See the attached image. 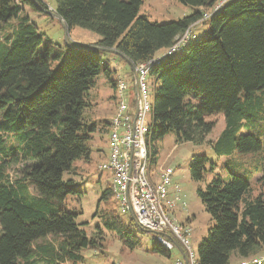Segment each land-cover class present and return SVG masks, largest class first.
<instances>
[{
	"label": "trees",
	"instance_id": "obj_1",
	"mask_svg": "<svg viewBox=\"0 0 264 264\" xmlns=\"http://www.w3.org/2000/svg\"><path fill=\"white\" fill-rule=\"evenodd\" d=\"M178 1L194 13L159 24L139 16L143 0H54L53 11L69 31L80 27L100 36L94 44L68 42L58 50L42 48L43 34L26 13L30 8L49 14L41 0H0V264H81L84 250L101 246V238L89 237L77 222L78 213L54 205L79 194L75 182L64 176L75 174L77 161L90 160L96 132L106 134L109 143L117 113L115 97L110 123L99 125L86 117L98 77L117 87L110 59L125 62L91 49L114 50L136 67L158 58L201 22L210 26L205 37L180 58L166 57L150 71L155 80L146 137L151 164L154 144L170 133L179 144L209 143L219 158L258 154V194L242 174L229 169L225 180L218 174L222 164L207 155L194 157L190 175L205 184L197 195L213 223L198 247V264H231L233 256L249 260L264 253V145L256 131L264 121V0ZM132 82L128 102L134 108V76ZM212 116L226 122L216 141H208L217 126L216 120H207ZM9 137L18 147L9 145ZM8 157L25 162L17 180L5 174ZM209 175L213 179L207 182ZM112 196V186L101 194L107 208L100 211L97 237L103 230L113 233L135 250L141 244L135 232L142 228L130 214L119 215ZM48 238L60 241L38 243ZM151 252L161 264L177 254L156 236Z\"/></svg>",
	"mask_w": 264,
	"mask_h": 264
},
{
	"label": "rangeland",
	"instance_id": "obj_2",
	"mask_svg": "<svg viewBox=\"0 0 264 264\" xmlns=\"http://www.w3.org/2000/svg\"><path fill=\"white\" fill-rule=\"evenodd\" d=\"M41 1L49 8V11L54 12V0ZM194 11L195 9L193 7L183 5L178 0H143L139 10V16L146 17L153 23L165 24L190 16ZM26 13L43 34L42 48L53 46L58 50H65L69 46L68 42L77 46H87L96 43L100 39L99 35L80 27H74L67 33L62 23L49 14L37 12L30 8L26 9ZM206 14H210L211 17L212 12ZM209 32L210 26L208 23L201 22L196 24L191 29V33H189L190 36H194V39L189 41L181 50L175 53L174 58H180L192 44L205 37ZM161 54L162 52H159L156 57L161 56ZM112 58L116 59V57L113 56ZM117 63L120 64V67L118 64V66H116V63L113 61L111 63L113 65L112 69L116 71V74H113V79L116 77L124 79L130 89L131 85H133L132 69L125 62L118 61ZM105 80L104 82L101 81L100 77L96 80V87L89 92L88 101L90 107L86 111V117L91 122H96L99 125L110 123L115 111L113 99L115 97H117V99L119 98L116 89L111 86L106 77ZM146 82L148 85L149 100L152 101L155 80L149 75ZM127 94H129V91H126L125 95ZM207 120L217 121L216 128L208 138V141H216L226 128L225 118L223 116H212L207 117ZM151 122L152 113H149L146 119L148 128ZM256 131L259 132L264 145V121L257 125ZM8 140L9 145L18 147V144L12 138L9 137ZM154 147L157 153L155 155L154 164H151L152 172H158L160 168L165 167L172 168L174 171L171 180L172 187H170L171 185L169 186V190H173L175 193V195L171 196L174 207L169 208V214L172 215L179 224L190 226L192 248L199 257L198 247L207 236L213 223L211 221V216L205 211L197 195L198 187H205V184L196 183L191 179L190 165L194 157L198 155H207L211 162L222 164L220 165L221 168L218 174L221 173L227 181L230 177L229 169L235 173L246 176L253 185L254 193L258 194L259 189L257 180L261 177L260 171L257 172L260 163L258 159L259 155L236 154L231 158H219L214 154L209 143L203 145H195L189 142L179 144L176 142V135L174 133H170L166 137L158 140L154 144ZM90 148V160L77 161L75 163V174H65L64 176L65 180L72 179L75 182L79 194L70 195L64 201L54 203L55 207L58 209L78 213L79 217L77 222L82 224V227L89 237H95L96 239L101 238L98 240L101 242V246H98L96 249H86L82 252L84 263L81 264H161L160 262H162V260L151 252L156 236L154 233L142 231L139 228L141 232L136 231L135 234L138 239L141 240V244L135 250H131L127 245H124L119 237L113 233L103 230L100 236L97 237L99 233L98 228H102L99 218L100 211L107 208L104 202L100 200L101 194L104 190L111 187V174L102 170V166L108 162L110 155L108 136L96 132L93 135ZM2 157H4L3 154ZM4 160L7 162V164H5V174L9 175L12 180L19 179L25 162L22 161L20 157L17 161L9 157L4 158ZM227 162H229V164L225 166L224 164ZM1 163L2 161H0V164ZM212 179L213 175H209L207 182H210ZM111 202V206L116 207L119 215L122 216L119 210V203L114 196H112ZM123 219L125 222L128 220L126 217ZM55 241L59 242L60 240L48 238L47 241L38 243L43 244L45 242ZM260 255L261 256L257 258L264 257V253ZM243 262L246 263L247 260H242L237 256H233L232 258V264H242Z\"/></svg>",
	"mask_w": 264,
	"mask_h": 264
},
{
	"label": "built area",
	"instance_id": "obj_3",
	"mask_svg": "<svg viewBox=\"0 0 264 264\" xmlns=\"http://www.w3.org/2000/svg\"><path fill=\"white\" fill-rule=\"evenodd\" d=\"M223 3L224 1L212 10V14ZM204 17L208 19L210 14H205ZM189 33L191 30L178 38L175 45L158 58L136 66L140 98L138 101L135 99L134 108L128 102L131 95L127 82L124 79L118 80L116 91L119 98L109 138L110 155L108 162L102 166L103 171L111 174V186L119 203L120 213L125 216L133 212L141 227L156 235L159 244L166 250L177 253L172 262L165 264H198L199 257L192 248L190 226L179 224L165 205L169 186H172L173 169L165 167L152 172L146 139L149 131L146 119L152 112V101L149 100L146 80L153 67L166 57L173 56L194 39ZM126 91L129 94L125 95ZM172 205L173 203L170 207ZM263 263L264 257L249 259L242 264Z\"/></svg>",
	"mask_w": 264,
	"mask_h": 264
},
{
	"label": "water",
	"instance_id": "obj_4",
	"mask_svg": "<svg viewBox=\"0 0 264 264\" xmlns=\"http://www.w3.org/2000/svg\"><path fill=\"white\" fill-rule=\"evenodd\" d=\"M48 13L54 17L55 19H57L58 21H60L62 23V25L64 26L65 30L67 33H69V30L67 29L66 25L63 23V20L61 19V17L59 15H57L55 12H52V11H48ZM91 50H103L104 52H107V53H111V54H115L119 57H121L132 69V72H133V76H134V88H135V95H136V99L137 101L139 100L140 98V92H139V88H138V75H137V72H136V69H135V66L130 63V61L123 55H121L120 53L114 51V50H106V49H100V48H93ZM130 216L131 218L134 220L136 226H138L139 228H142L141 225L139 224L138 220L136 219L135 215L133 212L130 213ZM143 231H146L145 229L142 228ZM180 250V248H179ZM181 251V250H180Z\"/></svg>",
	"mask_w": 264,
	"mask_h": 264
},
{
	"label": "crops",
	"instance_id": "obj_5",
	"mask_svg": "<svg viewBox=\"0 0 264 264\" xmlns=\"http://www.w3.org/2000/svg\"><path fill=\"white\" fill-rule=\"evenodd\" d=\"M110 61H111V63H112V61L114 62V63H116V66H118L119 65V67H120V64H118L117 62V60H111L110 59ZM118 64V65H117ZM111 68H113V65L111 64ZM114 70V69H113ZM100 79H101V81H106L105 80V76H100ZM115 79H121V78H119V77H116ZM100 81V80H99ZM174 184V183H173ZM172 187V186H171ZM169 196H168V200H167V202H166V204L165 205H167V208L169 209L170 208V204L171 203H174L172 200H171V196H173V195H175V193H174V191L173 190H170L169 191ZM172 207H174V204L172 205ZM194 218V217H193ZM189 224V223H188ZM182 225H185V224H182ZM187 226H189V225H187ZM236 260L238 261V259L236 258ZM231 264H232V260H231Z\"/></svg>",
	"mask_w": 264,
	"mask_h": 264
},
{
	"label": "bare ground",
	"instance_id": "obj_6",
	"mask_svg": "<svg viewBox=\"0 0 264 264\" xmlns=\"http://www.w3.org/2000/svg\"><path fill=\"white\" fill-rule=\"evenodd\" d=\"M171 260V259H170Z\"/></svg>",
	"mask_w": 264,
	"mask_h": 264
}]
</instances>
